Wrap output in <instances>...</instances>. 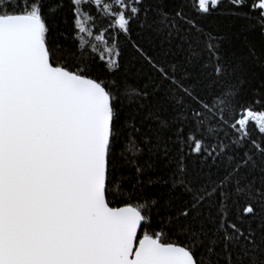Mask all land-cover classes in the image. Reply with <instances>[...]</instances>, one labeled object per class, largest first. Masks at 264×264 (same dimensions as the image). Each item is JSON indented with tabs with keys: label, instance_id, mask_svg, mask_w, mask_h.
<instances>
[{
	"label": "snow or ice",
	"instance_id": "snow-or-ice-1",
	"mask_svg": "<svg viewBox=\"0 0 264 264\" xmlns=\"http://www.w3.org/2000/svg\"><path fill=\"white\" fill-rule=\"evenodd\" d=\"M101 4L0 0V264H264V0Z\"/></svg>",
	"mask_w": 264,
	"mask_h": 264
},
{
	"label": "trees",
	"instance_id": "trees-1",
	"mask_svg": "<svg viewBox=\"0 0 264 264\" xmlns=\"http://www.w3.org/2000/svg\"><path fill=\"white\" fill-rule=\"evenodd\" d=\"M107 2H109V0H102L101 6L92 7V15L93 17H95L94 23H88L91 18L84 14L86 10H82L83 19L88 27V30L93 32V36L91 38L87 36V33H84L83 35L85 40L91 39V44H89L88 47L89 52L93 44L97 46L95 59L98 63H102L99 60V57L102 53L104 45L102 42L97 43L95 41V36L103 31H106L109 28L110 21L106 19V17H108V14L103 12L102 8V5ZM16 3L17 0H12L13 5H16ZM64 5V12L61 13L57 24L58 32L63 33V35L60 37V41L61 43H71L73 41V38L76 37L77 43H79V33L75 27L74 14L71 11L70 0H64ZM255 23V20L245 21L239 19H229L227 18V14L221 11L213 12L205 20V24L212 30L218 29L223 26H228L230 28V31L234 33L233 42L237 46H243L245 43H254L257 45V47H259L261 41H264V33L259 31L258 26L255 29L250 27V25H253ZM111 35L112 33H109V35L106 36L105 39H109ZM255 73L256 75L255 79L253 80V84L255 86H258L260 84L259 66L256 67ZM249 130L252 131L253 134H256L255 128L251 123L249 124Z\"/></svg>",
	"mask_w": 264,
	"mask_h": 264
}]
</instances>
